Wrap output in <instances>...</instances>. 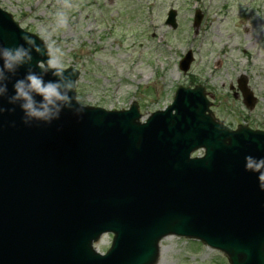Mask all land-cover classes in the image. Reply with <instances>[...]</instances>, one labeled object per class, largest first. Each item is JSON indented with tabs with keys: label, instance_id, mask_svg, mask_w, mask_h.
<instances>
[{
	"label": "rangeland",
	"instance_id": "1",
	"mask_svg": "<svg viewBox=\"0 0 264 264\" xmlns=\"http://www.w3.org/2000/svg\"><path fill=\"white\" fill-rule=\"evenodd\" d=\"M0 8L24 31L41 40L46 33L49 55L62 51L65 69L79 73L75 91L83 106L126 109L136 101L146 117L169 105L178 87L202 85L214 96L218 119L264 129V0H0ZM61 9L68 20L57 26ZM170 9L177 28L165 23ZM196 10L203 15L197 28ZM189 50L194 61L183 75L178 64ZM245 74L258 99L251 112L229 89ZM158 264L227 262L169 237Z\"/></svg>",
	"mask_w": 264,
	"mask_h": 264
},
{
	"label": "water",
	"instance_id": "2",
	"mask_svg": "<svg viewBox=\"0 0 264 264\" xmlns=\"http://www.w3.org/2000/svg\"><path fill=\"white\" fill-rule=\"evenodd\" d=\"M0 17L2 19L0 43L16 44L21 36L20 31L11 25L9 16L0 13ZM8 24L12 26L13 31L4 32L3 28H7ZM44 52V48L41 47V53ZM190 62L191 57L187 55L181 63V68L186 71ZM182 93L184 97L196 95L194 91L189 90ZM204 105L202 99V104L192 113L195 128L201 129V134L207 131L196 139L205 146L206 156L194 164L198 188L202 192L188 203V206L193 207V212L180 214L173 211L175 221L165 220L160 224L150 225L148 230L140 234L142 248L122 255L113 252L107 257L112 263L115 261L116 264H153L157 256L156 251L151 253L154 241L157 242L161 234L163 236L169 231L178 235L185 234L219 248L228 255L230 264H264V134L251 132L245 128L232 133L218 126L205 127L202 130L197 124L202 121ZM112 116L119 118L125 116L126 120L122 125L128 128L131 126L129 119L136 117V114L133 108L127 114ZM171 121L172 118L165 119L159 128L157 134L162 139H166L167 136L174 139H191L192 127L188 128L182 122L172 125ZM12 124L0 128L6 131ZM177 125L190 131H183ZM105 142L110 144L108 141ZM88 145L92 144H86L81 148L84 149ZM92 183L91 181L89 184ZM165 213L166 211L164 215ZM0 214L2 219L0 264H28L21 258L22 247L29 241L27 238L29 235L22 234L24 230L20 229L21 216H17L16 211L11 208L0 210ZM164 215L153 223L163 219ZM44 216L46 215H41ZM8 218L12 226L6 222ZM117 243L118 241L114 246ZM131 248L132 243L128 242L126 250ZM84 252L87 257L96 258L87 245L84 246Z\"/></svg>",
	"mask_w": 264,
	"mask_h": 264
},
{
	"label": "clouds",
	"instance_id": "3",
	"mask_svg": "<svg viewBox=\"0 0 264 264\" xmlns=\"http://www.w3.org/2000/svg\"><path fill=\"white\" fill-rule=\"evenodd\" d=\"M57 26L67 24V13L57 10L55 13ZM43 40H49L46 35ZM42 44L38 38L22 33L20 42L14 45L0 43V116L6 112L14 113L17 108L21 112V122L28 127L33 125H51L60 119L62 112L71 111L79 117L84 109L76 96V81L71 74L65 76V64L62 51L53 49L47 60L38 61L40 71L31 68L33 52L40 54ZM46 47H51V43ZM29 65V69L12 83L9 94V78ZM51 71L57 79L45 80L44 73ZM14 125V121L12 122Z\"/></svg>",
	"mask_w": 264,
	"mask_h": 264
}]
</instances>
